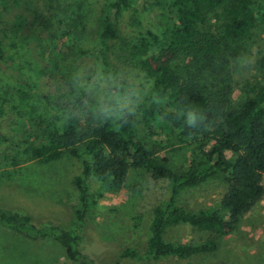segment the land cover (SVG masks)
Returning a JSON list of instances; mask_svg holds the SVG:
<instances>
[{"label":"trees","instance_id":"1","mask_svg":"<svg viewBox=\"0 0 264 264\" xmlns=\"http://www.w3.org/2000/svg\"><path fill=\"white\" fill-rule=\"evenodd\" d=\"M28 1L0 0V14L11 3L21 7ZM144 1L161 12L168 25V35L144 27L134 34V42L126 43L121 49L115 45L117 25L125 13L136 10L142 14L145 10L136 6L135 0H102L99 27L89 47L82 46L89 25L81 3L40 0L37 15L46 42L62 44L50 50L43 46L53 65L38 70L39 77L65 76L66 70L60 62L72 56L91 58L106 93L112 92L114 96L122 93L123 98L133 91L140 93L142 100L136 113L120 100L117 117L97 118L85 107V97L77 92L74 80L66 77L67 92L51 97L41 93L39 84L30 77L20 76L16 79L20 102L14 101V110L21 119L27 117L36 123L44 140L14 142L0 136V158L11 173H16L25 161L55 163L66 152L80 160L81 169L72 179L79 194L74 230L54 225L38 227L29 215L0 206L1 228L34 243L51 240L65 250L74 264H97L84 252V239L77 233L96 205L91 193L93 180L118 191L133 170H144L153 180L168 183L169 198L154 210L145 249L127 247L115 264H157L170 259L188 262L195 257L213 255L219 250L220 239L237 232L243 217L264 198V84L252 87L251 96L236 106L228 85L230 79L224 75L235 53L233 44L248 37L258 26V10L264 0H238L229 7L227 0ZM222 8L226 22L214 33L208 25ZM26 24L22 19L10 31L11 35L1 28L0 65L6 69L11 66L9 39L21 37ZM139 24L142 25L141 19ZM115 57L139 67L149 85L130 82L123 76ZM180 59L184 60L181 64L177 63ZM256 68L264 73V56L257 61ZM36 102L51 104L55 115L46 118ZM7 103L5 97H0V116L5 114ZM190 107L198 113L191 124L187 122L186 111ZM140 125L150 134L160 133L168 138L177 137L183 144H195L199 152L197 164L184 173L175 171L167 159H161L158 151L143 140L138 131ZM81 144L83 152L78 150ZM217 177H223L228 186L219 204L195 212L180 202L182 195ZM178 227L193 228L209 236L199 243L167 240L168 231Z\"/></svg>","mask_w":264,"mask_h":264},{"label":"rangeland","instance_id":"2","mask_svg":"<svg viewBox=\"0 0 264 264\" xmlns=\"http://www.w3.org/2000/svg\"><path fill=\"white\" fill-rule=\"evenodd\" d=\"M237 1L227 0L226 7L233 6ZM73 2L83 5L89 29L88 37L82 46L89 47L99 27V11L103 2L69 0L70 4ZM135 4L145 10L142 14L136 10L125 13L124 19L117 25L118 39L115 45L119 49L126 43L134 42V34L144 27L162 36L168 35V25L160 11L150 8L144 0H135ZM40 6V0H29L21 7L11 3L8 10L0 14V31L5 28L10 32L15 26H19L22 19L27 21L21 37L9 39L10 68L6 69L0 65V97L8 100L4 106L5 114L0 116V136L12 138L14 142L44 140L41 128L30 118L21 119L14 110V101L20 102L17 77H30L39 84L41 93L51 97L67 92L66 77L69 80H74L75 77L89 81L97 77L96 66L91 58L81 59L73 56L68 61L60 62L61 68L66 70L65 76H38V70L53 65L49 55L43 52V46L50 50L62 45L58 41L51 45L46 42L37 21ZM72 9L75 13L78 12L75 8ZM258 16V26L251 34L233 44L235 53L224 72L230 79L228 85L232 89V101L236 106L242 105L251 96L252 87L264 84V73L256 68L257 61L264 56V3L260 4ZM140 19L142 25L139 24ZM225 22L222 8L213 15L208 26L214 33H218ZM115 59L123 76L130 82L149 85L139 67L132 62L125 64L116 57ZM183 62V59L177 61L180 64ZM224 75L220 76V79H223ZM219 84L222 85L223 82L219 80ZM103 92L106 93L104 84ZM137 98L138 101L135 100ZM141 100L140 93L133 91L122 99V104L136 113ZM36 103L46 118L55 115L56 111L51 104ZM138 131L143 140L158 151L157 155L161 159H167L168 165L175 171L184 173L197 164L199 152L195 144H183L177 137L168 138L160 133L150 134L142 125ZM78 150L83 152L84 145L81 144ZM2 161L0 158V162ZM8 168L5 162L0 164L2 208L29 215L38 227L54 225L67 230L75 229L79 194L72 185V179L81 169L80 160L72 158L66 152L55 163L42 165L35 161H25L16 173L9 172ZM227 190L224 178L217 177L182 195L180 202L195 212L211 209L221 202ZM91 193L96 205L87 222L77 233L84 239V252L97 264H115L125 248L136 246L141 250L145 249L154 210L167 202L170 191L166 181L153 180L147 171L133 170L122 189L111 190L108 185L93 180ZM208 236L189 227L174 228L166 234L167 240L175 243H199L205 241ZM0 264L74 263L67 258L65 250L51 240L30 242L0 227ZM157 264H264V198L243 217L237 232L220 239L217 253L195 257L188 262L170 259Z\"/></svg>","mask_w":264,"mask_h":264},{"label":"clouds","instance_id":"3","mask_svg":"<svg viewBox=\"0 0 264 264\" xmlns=\"http://www.w3.org/2000/svg\"><path fill=\"white\" fill-rule=\"evenodd\" d=\"M76 82V90L78 93L83 94L85 97V107L91 111L93 114L100 115L108 119H113L118 116V110L120 105V100L123 99L122 93H117L113 95L112 92H103V79L100 76L95 77L92 81L88 79L79 80L78 78H73ZM115 79V78H114ZM134 94H138L135 93ZM91 97V100H88ZM187 122L189 124L194 123L197 119V110L194 107H190L187 110Z\"/></svg>","mask_w":264,"mask_h":264}]
</instances>
